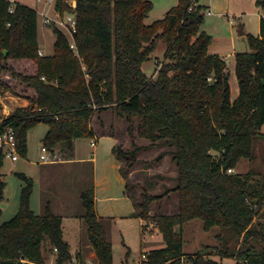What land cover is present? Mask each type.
I'll return each instance as SVG.
<instances>
[{
	"label": "trees",
	"instance_id": "trees-1",
	"mask_svg": "<svg viewBox=\"0 0 264 264\" xmlns=\"http://www.w3.org/2000/svg\"><path fill=\"white\" fill-rule=\"evenodd\" d=\"M67 1L56 0L55 9L69 10ZM75 1L73 47L60 29L50 26L53 54L39 56L37 12L0 0V75L7 73L31 93L25 96L28 106L0 116V132L12 127L21 156L27 153L28 131L45 124L42 147L49 152L58 148L63 160H70L74 141L92 138V116L113 112L128 124L130 138L136 132L137 138L150 142L130 152L114 147L118 161L135 160L139 151L165 146L177 171L175 186L160 195L143 192L139 202L130 196L136 216L152 220L164 243L139 264H219L205 259L207 254H183L182 226L195 219L204 231L218 227L246 246L232 252L225 246H207L212 252L208 255L233 257L236 264H264V224L255 222L264 206V181L248 192L254 170L227 173L242 160L253 159V142L264 125V18L260 37H248L252 52L235 55L238 96L231 100L226 63L207 51L211 36L201 31L203 7L188 12L190 0H178L162 19L145 25L151 0ZM254 3L264 9V0ZM158 40L166 43V50L155 77L149 79L142 64ZM8 61L33 62L34 73L14 72ZM3 160L0 153V170ZM120 173L127 179L123 168ZM14 175L23 186L18 212L0 224V264H44V242L55 251L54 264H69L72 256L62 237V218L48 203L41 216L35 215L29 207L32 179ZM4 186L0 179V203ZM170 193L178 196L177 212L150 216L151 204ZM80 200L97 264H113L112 246L94 212L93 188L81 193ZM216 239L222 242L221 234Z\"/></svg>",
	"mask_w": 264,
	"mask_h": 264
},
{
	"label": "rangeland",
	"instance_id": "rangeland-1",
	"mask_svg": "<svg viewBox=\"0 0 264 264\" xmlns=\"http://www.w3.org/2000/svg\"><path fill=\"white\" fill-rule=\"evenodd\" d=\"M21 2L22 5L27 6L32 9H37V41L39 42V48L42 50L44 56H50L53 53V44L55 41V35L50 29V26L44 25V17L40 14L48 13V17L52 19H56L55 13L53 12L51 6H47L45 4L46 0H41V2H37V0H17ZM152 1V10L147 14V17L144 20L145 25H150L155 21L162 19L165 14L173 7H175L178 3V0H151ZM201 2H208L209 0H199ZM220 5V9L224 10L229 15L235 16L234 25H229L225 22V20L217 19L215 17H205L203 28L204 30L214 37L213 45L214 50L223 53L224 55L229 54L231 52L235 53H250L252 52V48L248 43V37L255 38V34L258 28L259 21L257 20V15L264 16V9L258 8L255 6L254 0H217ZM206 15V11H205ZM241 23L246 33L241 38L237 37V29L238 23ZM66 38L69 42H71V38L62 29ZM231 34L232 39L234 40V46L232 50V45L228 36ZM166 50V43L163 40H158L155 42V47L153 52L151 53V58L142 64L143 73L152 79L153 75L156 74V70L158 69V63L163 62L164 51ZM8 67L14 72L32 75L34 73V64L33 62L22 63L21 61H8ZM234 61L232 58L227 59L226 66L227 70H232V65ZM232 72V71H231ZM0 83L2 85H8V90H4L3 87L0 88V116L4 117L12 113L17 105H25L22 100H26V103H29L28 98L25 95H31L30 91L27 90L23 85H21L18 81L10 78L9 75L2 74L0 75ZM18 108V107H17ZM105 123L106 128L105 131L107 133H114L118 138L119 143L118 146L121 147L122 151L130 152L138 147H148L150 142L148 140H143L137 138L136 132L134 133V137L130 138L128 134V124L125 120L117 118L113 112H109L102 116ZM94 127L98 126V122L96 120V116L94 118ZM109 128L107 129V127ZM135 127V126H134ZM47 132V126L45 124H39L32 128L27 134V153L26 155H21L18 157L16 162H10L9 159L3 160V169L1 176V180L4 182V190L2 197V205H1V215H0V224L9 221L12 219L18 211L19 207V198L21 188L23 186V182H21L14 174H24L25 176L32 178L34 176V180L38 178V161L40 156V149L42 147V139ZM262 134V135H261ZM91 138H81L76 140V146L79 147L81 154H87V156L91 157V148L89 147V141ZM92 140V139H91ZM104 141L101 142L99 146V150L97 151L95 158L99 161V164H104L103 160L105 159V154H107L103 147H105ZM254 147V157L250 160H242L231 173V175L239 174L244 175L249 170H254L256 172L253 177L252 182L250 183L248 192H252L256 189L258 182L264 181V125L260 129V136L255 138L253 142ZM171 149L165 146H154L152 148H148L137 153V157L135 160L129 159L127 162H121V166L127 174H129L130 178L129 188L135 198L136 202H139V195L143 192L149 195H160L166 189H171L175 186L177 171L174 163L172 162L171 155L169 152ZM212 155H217L212 152ZM113 156V153H112ZM61 159L62 156H60ZM132 162V166L128 167L129 163ZM13 165L14 173H8L9 168ZM106 165V164H105ZM83 175L84 180L81 182L80 186L77 187V192H85L90 188H93L94 185V177L92 173V163H87L84 165ZM60 167H64L63 170H60ZM66 167V169H65ZM60 170L58 173L62 178H69V176H73L70 173V169L67 166H59L57 167ZM263 176V178H262ZM74 189V188H73ZM77 193V194H78ZM42 194L39 186H34L32 190V194L30 196V209L34 212V214H38L37 207L39 204H42ZM76 199V194H75ZM41 200V201H40ZM72 201V199H71ZM76 203L77 199L75 200ZM73 202V201H72ZM74 205V203H73ZM80 205V199H79ZM79 205L75 207L74 214L77 215L81 212L83 213V208ZM178 209V196L177 194L170 193L164 199L160 201L153 202L151 204L150 210L153 211V214L156 215H172L177 212ZM256 223L264 224V206L261 212L258 214L255 219ZM85 224V223H84ZM179 228H175L176 232H178ZM66 230V229H65ZM182 240H183V248L182 251L184 255L187 256H197L201 254L205 255V259H210L219 264H236V260L233 257H224L219 258L217 256L208 255V253H212L211 250L205 249V247H218L225 246L229 249L230 252L235 251L239 247L242 246L241 241L232 237L229 232L221 231L218 227H213L209 231H204L202 222L200 220H192L189 221L182 226ZM221 234L222 242L216 239V237ZM81 240L86 242V237L84 232L82 233ZM164 247V243L161 242L160 245H157V248ZM122 246L118 242H116L112 249L113 255V264H120V258H124L127 260L129 264H135L140 258L139 249L136 248L132 250L127 256L122 257ZM52 249L48 242H44L42 256L44 259V264H54L55 255L51 252ZM90 249L83 248L82 252H75V260L76 264H85L86 257L90 253ZM91 264V263H90ZM93 264V262H92Z\"/></svg>",
	"mask_w": 264,
	"mask_h": 264
},
{
	"label": "crops",
	"instance_id": "crops-1",
	"mask_svg": "<svg viewBox=\"0 0 264 264\" xmlns=\"http://www.w3.org/2000/svg\"><path fill=\"white\" fill-rule=\"evenodd\" d=\"M8 1L22 4L17 0ZM198 5L203 7L205 11L209 12V14L206 13L204 18L206 16L215 17L217 19L225 20V22L229 25H234L235 16L229 15L224 12V10H221L217 0H209L208 2L199 1ZM51 8L54 7L52 6ZM34 10L37 12L38 16L39 13L37 9L34 8ZM40 14L42 16L46 14L49 15L45 12H40ZM261 18H264V16H260L258 14L257 20L259 21V23ZM259 23L255 38L260 37ZM238 25L239 26L237 29V37L241 38L246 35V33L243 27H241L242 24L240 22L238 23ZM201 31L208 34L204 30L203 24L201 26ZM208 35L211 36L210 34ZM228 39L230 40L233 50L234 40L232 39L231 34L228 36ZM213 40L214 37L212 38L211 36V42L207 50L208 53L211 55H217L222 60H224L225 63L229 58H232L234 61L231 70L232 72L229 71L230 98L231 100H233L238 96V84L234 72L235 55L238 53L231 52L229 54L224 55L223 53L214 50L215 47L213 45ZM38 52H40V56H44L40 48ZM26 62L28 61H24V63ZM146 77L150 78L148 76ZM152 77L154 78L155 75H153ZM22 102H24L25 105H17L16 108L26 107L29 105V103H26V100H22ZM107 113L109 112H103L98 117H96V119L99 118L97 129L96 127H94L93 121L96 115H93L91 118L90 127L92 130V140L90 139L89 141V147L91 148V157L87 156V154H81L79 147L76 146V140L78 139L74 141L73 153L70 160L61 159L59 155V149L55 148L53 151L48 152L50 156V161L43 162L40 160V156L42 155L40 149L39 161L38 163H36L39 166V176L37 177V180H34V176L31 178L33 181V187L35 185L39 186L42 194L41 199H43L42 201H44L42 204L38 205V214L35 215L41 216L45 204L48 203L53 214L59 215L62 218V237L64 241L69 245V251L72 256V259L69 264H76V260L74 257L76 254L75 252H82L83 248L90 249L91 251L86 257L85 264H92V262L93 264H97L95 253L88 242L87 226L86 224H84V221L82 219L84 210L83 213L80 210V207H82L81 200L79 205L81 192H77V187L80 186L81 182L84 180L83 168L85 167L84 165L87 163H92V173L94 177V212L97 220L105 231L106 237L110 242L112 249L114 244L119 241L122 246V257H125L132 250L138 248L140 252V258L135 264H139L141 261L144 260L143 257H145L149 251L154 249H160L157 248V245H160L161 242H163L162 235L158 231L155 223L152 220L144 221L141 218L137 217L135 214L136 210L134 209L133 202L130 199V196H133L129 188L128 182L130 176L129 174H127V179H124L122 177L120 173V168H122V164L115 158L114 155L112 156V149L118 146L119 140L114 133H107V131H105L106 123L102 116ZM108 128L109 126L107 127V129ZM102 141L106 142L105 147L103 148L107 154H105V159L103 160L104 164H99V161H97L95 155L99 150V146ZM9 161L16 162L10 159ZM59 166H67L73 176L70 175L69 178H62L58 173H60V170H63L64 167H60L59 170L57 168ZM2 169L3 168H1L0 170V178L3 175ZM9 169L10 170L8 171V173H14L13 165ZM75 194L78 203H76L75 201ZM71 199L73 202L71 201ZM1 205L2 201L0 203V208ZM29 205L31 206L30 203ZM77 205H79L80 213L75 215L74 211ZM153 213L154 212L150 210L149 215H156ZM167 214L168 213L162 215ZM83 232L86 237V242H83L81 240ZM51 252L55 255V251L53 249ZM120 259H123L120 260V264H129L124 258Z\"/></svg>",
	"mask_w": 264,
	"mask_h": 264
},
{
	"label": "built area",
	"instance_id": "built-area-1",
	"mask_svg": "<svg viewBox=\"0 0 264 264\" xmlns=\"http://www.w3.org/2000/svg\"><path fill=\"white\" fill-rule=\"evenodd\" d=\"M37 2H41V0H37ZM55 3H56V0H46L45 1V4L47 6L54 7L52 8V10L55 13L56 19L49 18L47 14L43 15L42 17H44V25L56 27L60 29L61 31L62 29L65 30V32L71 38V44H72L71 46L73 47L72 38H73V34L75 33L76 2L75 0H68L67 5L69 6V10H66L63 12H60L55 9ZM198 3H199V0H190L188 12H192L194 10V7H196ZM9 12L12 13V10H10ZM206 13L209 14L208 11H206ZM38 55L40 56V52H38ZM41 152H42V155L40 156V160L43 162L50 161V156L48 154L49 151H47L44 147H42ZM0 153L3 155L4 159L6 158L12 161H16L18 159L15 132L11 126L4 127L3 130L0 132ZM232 171L233 170H228L227 173H231ZM143 258L145 259V257ZM86 264H90V263H86Z\"/></svg>",
	"mask_w": 264,
	"mask_h": 264
}]
</instances>
